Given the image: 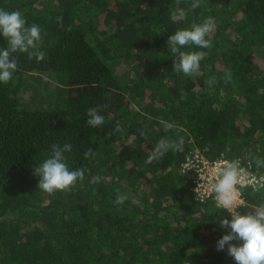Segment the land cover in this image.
<instances>
[{
  "label": "trees",
  "instance_id": "16d2710c",
  "mask_svg": "<svg viewBox=\"0 0 264 264\" xmlns=\"http://www.w3.org/2000/svg\"><path fill=\"white\" fill-rule=\"evenodd\" d=\"M192 3L0 0L41 27L46 52L14 53L18 69L0 82V264H237L227 245L217 250L229 212L181 166L199 149L264 174V0ZM209 16L212 47L181 49L207 53L199 71H175L168 37ZM98 105L105 122L94 128L87 110ZM180 137L179 150L148 159L161 138ZM64 143L69 170L87 171L49 195L33 168ZM89 147L97 155L86 158ZM243 188L241 215L264 203V182Z\"/></svg>",
  "mask_w": 264,
  "mask_h": 264
},
{
  "label": "clouds",
  "instance_id": "9594fccd",
  "mask_svg": "<svg viewBox=\"0 0 264 264\" xmlns=\"http://www.w3.org/2000/svg\"><path fill=\"white\" fill-rule=\"evenodd\" d=\"M202 0H193L191 9L200 7ZM175 15V13H174ZM180 15H184L181 11ZM61 18H58V20ZM216 21L209 16L199 24H193L191 28L176 31L167 40V47L172 56L178 57V62H173L174 70L182 72L185 76H190L200 69V62L207 55L204 51H182L184 46L195 45L201 49L212 47L211 40L206 37L215 31ZM0 35L7 41V47L0 50V82L7 84L12 80L13 74L18 69L17 58L14 53H27L31 60L35 58L38 62L46 57V52L42 50L43 35L41 27L37 24H27L26 18L20 10L6 11L0 9ZM232 74L225 73V81L230 82ZM215 77H210L207 84L211 87ZM107 105L90 107L87 110V125L99 127L104 124L105 116L103 109ZM120 132L119 125L114 129ZM141 135H144L142 132ZM131 142V141H130ZM183 137L179 140L161 138L148 157L152 160L158 155H163L168 150L177 151L183 146ZM72 151L70 143L51 145L50 157L42 163L34 166L33 174L39 177L37 187L49 195L57 191L67 192L75 185L77 180H83L85 168L69 170L66 163L65 153ZM97 153L89 147L84 153L86 158L94 157ZM244 178L240 174L238 161H231L223 165L218 173V179L212 186L218 206L227 210L231 218L220 220V227L227 231L217 242V250H223L227 245L228 255L234 258L237 264H264V203L253 212L245 215L239 214L238 189L237 184L245 186ZM92 182L99 183L98 177H93ZM127 199L125 195H117L116 203L123 205ZM233 241L242 243H232Z\"/></svg>",
  "mask_w": 264,
  "mask_h": 264
},
{
  "label": "built area",
  "instance_id": "2783aa9c",
  "mask_svg": "<svg viewBox=\"0 0 264 264\" xmlns=\"http://www.w3.org/2000/svg\"><path fill=\"white\" fill-rule=\"evenodd\" d=\"M238 161L240 174L244 178L245 186L258 187L264 182V174L262 177H258L255 172L251 171V165L246 164L242 158H233L230 159L222 154L217 158H210L205 155L199 149L192 150L189 154L186 155V158L181 166V173L188 174L191 178L192 185L194 190L200 194L201 198L210 197L211 195L215 198V193L212 190V186L215 181L218 179V173L220 168L228 162ZM247 163H250L248 160ZM244 186V187H245ZM243 187L240 184H237L238 189V208L236 211L239 213V209L244 205L243 197Z\"/></svg>",
  "mask_w": 264,
  "mask_h": 264
},
{
  "label": "rangeland",
  "instance_id": "374dc122",
  "mask_svg": "<svg viewBox=\"0 0 264 264\" xmlns=\"http://www.w3.org/2000/svg\"><path fill=\"white\" fill-rule=\"evenodd\" d=\"M264 52V51H263ZM113 103V102H112Z\"/></svg>",
  "mask_w": 264,
  "mask_h": 264
}]
</instances>
